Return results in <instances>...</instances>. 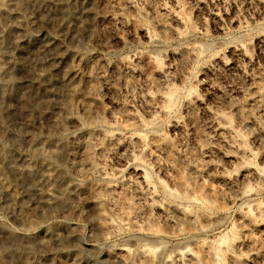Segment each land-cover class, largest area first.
Wrapping results in <instances>:
<instances>
[{
	"label": "rangeland",
	"instance_id": "374dc122",
	"mask_svg": "<svg viewBox=\"0 0 264 264\" xmlns=\"http://www.w3.org/2000/svg\"><path fill=\"white\" fill-rule=\"evenodd\" d=\"M65 1L72 19L60 13ZM109 1V7H123L126 23L103 24L101 42H93L91 35L97 0L61 4L19 0L20 9L14 7L1 20L0 32L11 28L19 40L4 42L11 51L6 59L11 68L0 76L3 84L9 82L0 86V127L5 130L0 167L7 181L17 185L18 196L31 206L34 222L27 225L19 219L24 211L21 204L7 209L12 196L0 191V227L24 240L19 244L14 237L0 236V264H6L2 258L11 251L29 256L25 255L28 264H44L43 251H30L24 242L55 225L73 236L84 264H195L193 256L200 258V264H264V101L260 108L249 102L255 82L264 78V0H133L132 7L126 0ZM164 4L179 12L180 18L165 14ZM53 36L64 58L43 51ZM204 45L197 56L194 48ZM81 53L106 61L105 80L96 84L99 113L110 131L126 132L125 126L135 122L126 116L129 112L155 123L154 129L132 125L146 135L145 142L109 141L95 156L103 171L91 181L108 198L102 206L108 217L102 230L97 227L96 206L82 192L74 170L52 190L38 182L42 175L34 162L33 171L26 170L24 158H30V147L23 146L22 157L18 149L26 103L30 92L36 91L28 80V62L40 60L44 69L56 65L57 71L50 72L56 80L62 75L59 68ZM156 59L163 63L165 77L160 76ZM166 92L177 99L168 114L160 110V96ZM51 100L56 102L58 95ZM54 111L55 105L50 113ZM211 111L226 114L225 120L240 131L238 143L230 142L235 133L217 131ZM243 117L249 124L242 123ZM36 124L46 130L49 118ZM60 155L56 161L66 167ZM136 164L153 175L158 189L153 198L145 195L147 185L134 169ZM196 166L202 171H196ZM159 180L179 191L184 181L190 182L193 199L180 203L192 217L174 211L167 216L170 202L160 191ZM43 197L49 206L40 203ZM179 251L187 252L185 257Z\"/></svg>",
	"mask_w": 264,
	"mask_h": 264
},
{
	"label": "bare ground",
	"instance_id": "6f19581e",
	"mask_svg": "<svg viewBox=\"0 0 264 264\" xmlns=\"http://www.w3.org/2000/svg\"><path fill=\"white\" fill-rule=\"evenodd\" d=\"M63 1L56 0L55 3L61 4ZM109 2V0H97V8L93 12L94 22L92 24L91 34L93 42H101L103 41V37L105 38V32L101 27L103 24L114 26L119 23H126L123 7H109ZM20 3L21 2H19V0H0V25L3 17H7L13 13L12 11L16 9L14 7H18V9H20ZM125 4L129 7H132L133 0H126ZM67 5L69 4H67L66 1L61 5L60 13L66 19H70L72 12H70V6L68 7ZM163 10L165 14L172 15L177 20L180 18L179 12L169 8L166 4H164ZM161 21L166 27V21L163 19ZM140 26L141 25H139V27ZM6 30H1L0 32V76L6 75L10 70V66H8L6 59L10 57L11 51L9 52L7 50L4 42L7 39L13 42H18L19 40L16 35H13L11 28L9 31ZM52 40V42L42 47L43 51H46L54 58L56 56L64 58L65 54L61 52L62 50H60V47H58L57 37L53 36ZM205 48V45L196 46V48H194L195 54L199 56L201 52L205 50ZM50 60L51 59L48 61ZM48 61H46L47 64L49 63ZM105 63L106 61L102 58H99L98 55H86L81 53L78 55L76 60L73 59L67 66L60 67L59 71H62V75L58 79L55 78L56 80H54L52 77L50 78V72L57 71L58 68L56 65L49 63L50 65H47L48 67L44 69L40 60H32L28 62L27 69L30 75L28 80L32 84V88H34L36 91L30 92V103L28 101V103H26L27 115L25 119L22 120L20 129L23 140L18 145L21 157L25 154L22 153L23 146L30 147V153L28 151L30 158H24V161L26 162V170H32L35 163V165H37L40 169L42 175L40 181H38L39 179L37 181L43 182L50 189L53 187L55 188V185L57 184L58 186L61 185L63 181L69 179L70 170L75 171L76 175L80 177V188L82 192L84 191L88 196V200L96 206L95 217L97 219V227L100 230H102L107 224L108 217L102 212V206L103 203L107 202L108 198L101 194L99 188L91 181L93 176L95 177L97 174L103 171V169L95 160L96 154L104 151L107 148V142L109 141H119L121 139L133 141L135 138H137L141 142H145L146 135L140 131L134 130L132 125L139 124L140 126L149 129L155 128V123L146 122L139 115L129 112L126 114V116L129 120L133 119L135 122H131L125 126V129L127 130L126 132L117 133L108 129V125L106 124L107 122L99 113L101 99L99 96V88L96 84L97 82H102L105 80V73L103 69ZM157 66L160 71V76L165 77L164 65L160 60H157ZM47 70H49V72ZM1 81L2 80H0V86L9 84L8 81V84H5V82L3 84ZM40 89H44L45 91L37 92V90ZM252 94L253 96L250 98L249 102H252V104L254 106H258V108L262 107V102L264 101V78L255 82L254 93ZM27 95H29V93H27ZM53 95H58V100H56V102L53 101L54 103H52L51 100V96ZM160 98L162 101L160 106L161 112L164 114L170 113L171 110L175 108L174 106H176L177 99L175 94L173 92H166L161 94ZM44 102L45 104L43 105ZM53 105H55V111L50 113V109ZM242 107L243 106H241L240 109ZM79 110H82V116L79 114ZM34 112H37V115L33 119L32 117L34 116ZM211 113L216 121L217 131L221 132V134L222 132L235 133L236 137H234L233 140H230V142L232 144L238 143L236 139L241 136L240 131L236 130L232 126L231 121L229 122L228 120L227 122L225 120L226 114L219 111H211ZM248 115L250 118H253V112H250ZM44 117L49 118V127L46 130L40 125L36 124L37 120L41 121V119ZM249 122L250 121L248 118H242V123L249 124ZM4 136L5 130L0 127V146ZM158 137V135H155L156 139ZM19 139L21 138L19 137ZM47 147L52 148V151L47 152ZM242 151H246V149L242 148ZM60 153H62V155H60L62 156L61 159L66 162V167L60 166L56 161V158H60ZM130 155L132 160H136L137 155L134 152H132ZM58 161L60 160L58 159ZM134 169L137 170L147 185L148 193L146 191L145 195L150 198L156 196L158 189L156 185H154L153 175L140 164H136ZM195 169L196 171H202L199 166H196ZM3 170L0 167V191H5L7 194L12 196V200L10 199L11 201L9 203L4 201L6 202L5 207L7 209H14L15 205L21 204L24 208V211L20 213L19 219L27 225H32L34 219L30 209L31 206L25 204V201L23 200L25 197L22 198L20 193L18 196L15 188L17 185L13 186L14 182L12 184L11 180V183L7 181L5 174L6 172ZM256 172L259 171L256 170ZM34 173L35 172H33V174ZM189 184L190 182L184 181V189L179 191L170 188L163 180H159L160 191L170 202V207H168L166 210L168 217H171L169 214L171 211H174L179 216L192 217L190 215L193 214L189 213L188 208L182 206L180 203L193 199V195L189 191ZM200 190L205 191L204 188H201ZM40 203L43 206H49L48 203L50 202L43 197V200ZM41 230L42 231L40 233L27 237L24 243H26L25 245L30 251L36 248L43 251L42 254H44L46 261L44 264H84V259L81 256L82 254H80L74 248L72 241L73 236L71 237L67 230L59 225H55L53 227L47 226ZM14 233L16 232L12 233L10 230L7 231L6 229L0 227V236L9 235V237H14L19 244L23 243L24 240H22V238L17 235L18 233ZM186 253L187 252L185 251H179L178 255L183 257L186 255ZM25 255L16 251H11L6 258L2 259H4L3 261L6 264H11L15 261L28 264L30 259L27 258L29 256L26 255V257ZM109 256L114 258V253H110ZM193 258L196 261L194 262L195 264H200L201 260L198 256H193ZM183 263L187 264L185 262Z\"/></svg>",
	"mask_w": 264,
	"mask_h": 264
}]
</instances>
